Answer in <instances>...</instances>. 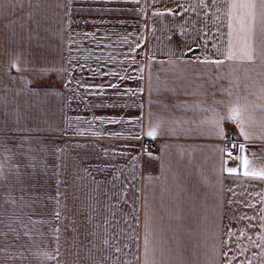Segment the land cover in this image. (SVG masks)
Segmentation results:
<instances>
[{"label": "crops", "instance_id": "1", "mask_svg": "<svg viewBox=\"0 0 264 264\" xmlns=\"http://www.w3.org/2000/svg\"><path fill=\"white\" fill-rule=\"evenodd\" d=\"M239 16L0 0V264H264V16L251 60Z\"/></svg>", "mask_w": 264, "mask_h": 264}, {"label": "snow or ice", "instance_id": "2", "mask_svg": "<svg viewBox=\"0 0 264 264\" xmlns=\"http://www.w3.org/2000/svg\"><path fill=\"white\" fill-rule=\"evenodd\" d=\"M231 7L233 9L240 10V16L237 17L241 25V31L245 33L243 37V42L245 44L242 49L243 58L251 60V23L256 19L257 9L259 8L261 16H264V0H231ZM245 21H247V28H245ZM246 109H242L240 105H234L229 109L228 115L222 117L221 119H227L233 122H237L240 127L241 133L247 138L249 136L248 132L245 130V124L247 120L245 119ZM217 125L219 120L216 121ZM149 136L153 135L152 131L147 133ZM241 150H243V145H240ZM241 167H247L248 160L244 157L240 158ZM236 169H229V172H235ZM245 175H254L258 177H264V173H249L248 171L244 172Z\"/></svg>", "mask_w": 264, "mask_h": 264}, {"label": "built area", "instance_id": "3", "mask_svg": "<svg viewBox=\"0 0 264 264\" xmlns=\"http://www.w3.org/2000/svg\"><path fill=\"white\" fill-rule=\"evenodd\" d=\"M144 149L147 152L155 153L157 148H156V144L153 141L145 139ZM225 150L229 153L230 156H235L236 154L229 143L225 144Z\"/></svg>", "mask_w": 264, "mask_h": 264}]
</instances>
